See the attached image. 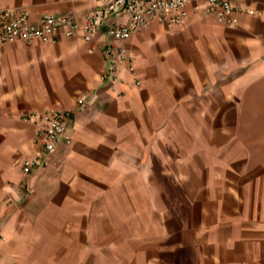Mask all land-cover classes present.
<instances>
[{"label": "crops", "instance_id": "1", "mask_svg": "<svg viewBox=\"0 0 264 264\" xmlns=\"http://www.w3.org/2000/svg\"><path fill=\"white\" fill-rule=\"evenodd\" d=\"M249 3L228 25L193 0L183 25L125 40L117 71L104 28L94 52L63 31L0 44V264H264V0ZM8 6L84 24L102 5ZM47 108L71 111L72 141L25 173L43 149L20 113Z\"/></svg>", "mask_w": 264, "mask_h": 264}, {"label": "built area", "instance_id": "2", "mask_svg": "<svg viewBox=\"0 0 264 264\" xmlns=\"http://www.w3.org/2000/svg\"><path fill=\"white\" fill-rule=\"evenodd\" d=\"M101 8L94 9L87 16L84 24L69 23L67 16L54 14L43 15L38 22L32 20L27 7L8 6L0 9V44L22 41L26 44L35 42L55 43L63 31L66 37L82 34L89 44L88 50L94 52L98 34L105 29L109 39L106 54L110 62V70L117 71V60H133L134 54L128 51L123 42L134 34L146 28L151 22L157 21L169 28H175L186 23L188 6L193 0H94ZM206 2L207 12H214L218 20L228 25L238 23V15L257 14L250 5V0H200ZM122 13L127 16L126 22L117 23L111 18L114 14ZM65 28L66 26H68ZM132 72L134 69L131 68ZM140 80L136 84H140ZM86 95L78 97V103L86 101ZM70 110L47 108L44 111L32 110L21 112L20 117L36 126L34 143L42 146L35 155L23 161V171L29 173L40 165L47 163L48 156L56 151L60 142L69 144L72 141L67 119Z\"/></svg>", "mask_w": 264, "mask_h": 264}]
</instances>
